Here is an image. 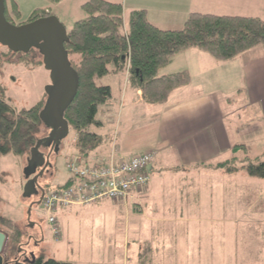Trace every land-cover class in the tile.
I'll return each mask as SVG.
<instances>
[{"label": "crops", "instance_id": "0c3cea01", "mask_svg": "<svg viewBox=\"0 0 264 264\" xmlns=\"http://www.w3.org/2000/svg\"><path fill=\"white\" fill-rule=\"evenodd\" d=\"M82 1L80 4L88 0ZM109 1L123 5L126 27L130 13L142 9L153 24L166 30L181 29L192 12L264 19V0ZM110 69L102 80L111 87L113 98L101 108L100 125L90 129L102 142L88 159H106L112 151L131 156L147 150L154 151L155 158L144 191H133L136 193L131 192L126 200H110L118 204L132 199L131 209L136 216L145 217L148 226L135 228L133 249L127 248L121 255L109 250L92 260L104 264H121L122 260L124 264H178L181 257L182 264V251L169 248L174 225L191 229L193 223H214L218 209H224L225 216L240 219L239 167L249 158L255 133L264 132V45L229 61H217L198 48L179 52L160 75L186 70L191 81L175 89L162 104L144 102L129 75L117 72L114 65ZM242 114L248 116V123ZM114 115L116 122L110 123ZM228 161L238 168L229 172L218 167ZM221 193V200L216 201ZM143 232L148 233L144 236ZM212 245L215 251L216 245ZM196 251L193 255L203 254ZM185 253L193 257L191 252Z\"/></svg>", "mask_w": 264, "mask_h": 264}, {"label": "rangeland", "instance_id": "374dc122", "mask_svg": "<svg viewBox=\"0 0 264 264\" xmlns=\"http://www.w3.org/2000/svg\"><path fill=\"white\" fill-rule=\"evenodd\" d=\"M81 1L63 0L57 4L48 0H6V12L15 25L27 23L36 9L51 12L59 18L67 31H70L76 21L86 16ZM14 3L20 10L18 16L12 12ZM72 58L80 60L79 55ZM42 59L36 49L27 54H20L13 53L0 44V91L4 92L17 111L28 109L47 98L46 87L51 79ZM118 72L132 77L129 62L124 70ZM105 81L106 79H98L99 84H104ZM142 99L144 100L143 95ZM240 99L243 100L241 97ZM101 108L98 117H101ZM241 116L244 123H248V116ZM116 119L114 115L110 123H115ZM90 129L95 130V125L90 126ZM46 134L47 129L42 125L38 138ZM76 134L70 126L68 135L62 139L60 151L51 156L49 167L39 179L40 186L45 191H52L68 182L70 173L67 164L78 154ZM249 148L250 161H264V132L255 133ZM28 157L29 154L25 159L24 156L13 153L0 156V216L12 219L24 235L12 259L31 258L33 253L35 256L43 254L46 259L54 258L74 264H104L103 261L97 263L92 259L98 260L109 250L121 255L127 248H134V230L139 225L142 228L148 226L145 224L148 220L135 215L131 209L132 199L129 203L114 204L107 200L98 205L60 207L54 213L60 231L59 235H55L39 202L40 195H24L27 181L24 169ZM244 161L246 160L241 161V165ZM93 162L95 161L91 160V163ZM240 172L239 220L236 215L225 216L224 209H218L216 213L219 216L215 215L214 223H193L191 229L188 226H173L169 248L182 251V264H264V178L251 177L242 168ZM221 195L222 193L217 198L218 195L215 194L214 200L217 198L216 201H220ZM232 198L231 196L229 199L231 202ZM147 233L143 232L144 236ZM212 244L216 245L215 251H212ZM7 245L3 252L4 257L9 256ZM167 249L168 246L165 250ZM194 249L197 250L196 254H203L193 255ZM186 251L191 252L193 257L185 253ZM121 264H124L123 260ZM178 264H181V257Z\"/></svg>", "mask_w": 264, "mask_h": 264}, {"label": "trees", "instance_id": "16d2710c", "mask_svg": "<svg viewBox=\"0 0 264 264\" xmlns=\"http://www.w3.org/2000/svg\"><path fill=\"white\" fill-rule=\"evenodd\" d=\"M48 1L59 3L62 0ZM81 7L86 16L74 23L68 31L69 41L65 43L79 75V88L65 118L77 132L78 155L85 161H89L91 152L102 142V137L91 131L90 126L100 125V108L113 98L111 87L98 83V79L111 73L110 65L118 72L129 62L131 80L142 91L144 100L162 104L175 89L191 81L186 70L160 75V70L179 52L198 48L217 61H229L251 48L264 45V19L260 17L192 12L181 29L166 30L153 24L144 9L132 11L126 27L121 3L88 0ZM12 12L17 16L20 14L16 3ZM49 15L51 12L36 9L27 22ZM6 17L11 22L7 12ZM75 55L80 56L79 61L72 58ZM44 104L41 100L28 109L17 111L0 91V156L30 154L43 125L40 111ZM244 162L239 168L251 177L264 178V161L246 159ZM218 167L232 172L238 165L228 161ZM2 229L8 236L7 252L12 259L24 235L12 219L4 216H0ZM30 260L26 264H74L46 259L43 254L34 255Z\"/></svg>", "mask_w": 264, "mask_h": 264}, {"label": "water", "instance_id": "95a60500", "mask_svg": "<svg viewBox=\"0 0 264 264\" xmlns=\"http://www.w3.org/2000/svg\"><path fill=\"white\" fill-rule=\"evenodd\" d=\"M68 41V31L57 16H44L15 25L6 17V0H0V44L13 53L27 54L33 49L38 50L51 79L46 87L47 98L44 107L40 111L47 135L38 138L24 169L27 180L24 188L26 197L38 194L39 175L49 167L51 156L60 151L62 139L69 133L70 125L65 113L77 94L79 75L65 47ZM38 168L42 170L36 174ZM7 239V234L0 230V264H26L31 261L28 257H4ZM31 257L34 258L33 253Z\"/></svg>", "mask_w": 264, "mask_h": 264}, {"label": "built area", "instance_id": "2783aa9c", "mask_svg": "<svg viewBox=\"0 0 264 264\" xmlns=\"http://www.w3.org/2000/svg\"><path fill=\"white\" fill-rule=\"evenodd\" d=\"M154 158L152 150L131 156L112 151L106 159L92 160L93 163L76 155L67 164L70 177L66 185L46 191L41 197L40 204L53 233L60 234L54 215L60 207L90 205L104 199L126 200L131 192L143 190L150 181L149 166Z\"/></svg>", "mask_w": 264, "mask_h": 264}, {"label": "flooded vegetation", "instance_id": "af4514ba", "mask_svg": "<svg viewBox=\"0 0 264 264\" xmlns=\"http://www.w3.org/2000/svg\"><path fill=\"white\" fill-rule=\"evenodd\" d=\"M32 51V50H31ZM47 135V134H46ZM45 135V136H46ZM42 170V168H38L37 169V172L36 174H39V172ZM43 174L39 175V178H38V195H40V199H39V202L41 201V197L43 196V194L46 192L45 189L42 188V186H40V183H39V179L42 177ZM34 176V175H33ZM41 192V193H40Z\"/></svg>", "mask_w": 264, "mask_h": 264}]
</instances>
